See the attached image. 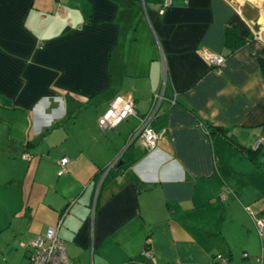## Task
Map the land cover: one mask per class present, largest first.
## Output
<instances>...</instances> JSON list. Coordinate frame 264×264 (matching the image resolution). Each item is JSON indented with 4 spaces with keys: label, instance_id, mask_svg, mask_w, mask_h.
<instances>
[{
    "label": "crops",
    "instance_id": "1",
    "mask_svg": "<svg viewBox=\"0 0 264 264\" xmlns=\"http://www.w3.org/2000/svg\"><path fill=\"white\" fill-rule=\"evenodd\" d=\"M165 1L0 0L2 264L55 223L71 264H264V0Z\"/></svg>",
    "mask_w": 264,
    "mask_h": 264
},
{
    "label": "built area",
    "instance_id": "2",
    "mask_svg": "<svg viewBox=\"0 0 264 264\" xmlns=\"http://www.w3.org/2000/svg\"><path fill=\"white\" fill-rule=\"evenodd\" d=\"M170 0H166L165 4H169ZM260 31L256 32V35ZM203 57L212 65L222 68L225 62V56L221 53L211 51L209 49L202 50ZM159 95H155V100ZM154 100V101H155ZM157 102L153 103L152 108L141 116V124L137 128L140 139L148 149L155 147L159 133L152 127L151 122L157 108ZM136 111L134 100L121 94L115 95L108 103V107L98 115V124L101 128L114 127L128 115L134 114ZM263 142L262 137H258L254 142V149H258ZM25 156V155H24ZM68 161L67 156L59 159L60 168L57 173L62 174L65 171V164ZM223 195V194H222ZM256 228L260 236L264 234V220L256 221ZM58 223L50 224L46 231L39 234L31 241L32 250L29 253L27 264H71L70 257L66 249L65 241L58 236ZM148 255H152L151 251H147ZM256 264H263L260 256L255 257ZM213 264H230L226 256L218 253L213 258Z\"/></svg>",
    "mask_w": 264,
    "mask_h": 264
},
{
    "label": "trees",
    "instance_id": "3",
    "mask_svg": "<svg viewBox=\"0 0 264 264\" xmlns=\"http://www.w3.org/2000/svg\"><path fill=\"white\" fill-rule=\"evenodd\" d=\"M243 38L240 36L239 32L234 27H227L225 33V44L229 45L231 49L241 45L243 43ZM261 66L264 70V60H261ZM255 151L257 149H254Z\"/></svg>",
    "mask_w": 264,
    "mask_h": 264
},
{
    "label": "water",
    "instance_id": "4",
    "mask_svg": "<svg viewBox=\"0 0 264 264\" xmlns=\"http://www.w3.org/2000/svg\"><path fill=\"white\" fill-rule=\"evenodd\" d=\"M137 137H139V133L134 134V136H133L132 139H135V138H137Z\"/></svg>",
    "mask_w": 264,
    "mask_h": 264
},
{
    "label": "rangeland",
    "instance_id": "5",
    "mask_svg": "<svg viewBox=\"0 0 264 264\" xmlns=\"http://www.w3.org/2000/svg\"><path fill=\"white\" fill-rule=\"evenodd\" d=\"M4 262V261H3ZM0 263L2 264V260H0ZM7 263V262H6Z\"/></svg>",
    "mask_w": 264,
    "mask_h": 264
}]
</instances>
